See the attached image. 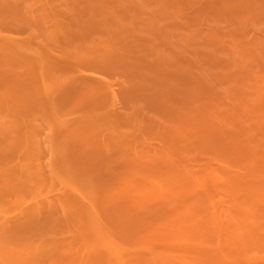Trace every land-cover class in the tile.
Here are the masks:
<instances>
[{
	"label": "rangeland",
	"instance_id": "rangeland-1",
	"mask_svg": "<svg viewBox=\"0 0 264 264\" xmlns=\"http://www.w3.org/2000/svg\"><path fill=\"white\" fill-rule=\"evenodd\" d=\"M0 264H264V0H0Z\"/></svg>",
	"mask_w": 264,
	"mask_h": 264
}]
</instances>
